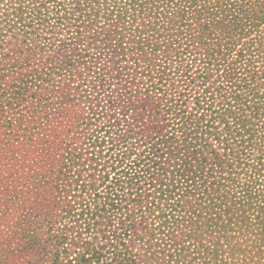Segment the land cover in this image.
<instances>
[{
    "label": "trees",
    "instance_id": "16d2710c",
    "mask_svg": "<svg viewBox=\"0 0 264 264\" xmlns=\"http://www.w3.org/2000/svg\"><path fill=\"white\" fill-rule=\"evenodd\" d=\"M0 264H264V0H0Z\"/></svg>",
    "mask_w": 264,
    "mask_h": 264
}]
</instances>
